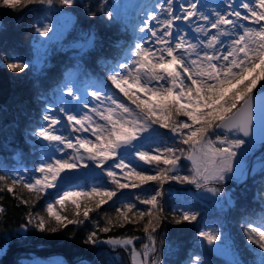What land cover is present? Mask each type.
Wrapping results in <instances>:
<instances>
[{
    "label": "snow or ice",
    "instance_id": "obj_1",
    "mask_svg": "<svg viewBox=\"0 0 264 264\" xmlns=\"http://www.w3.org/2000/svg\"><path fill=\"white\" fill-rule=\"evenodd\" d=\"M52 4L53 0H0V7L9 10ZM59 4L72 7L75 0ZM152 9L158 11H147L138 27L145 35L131 49L135 59L109 70L111 88L100 81L81 99L65 84L61 91L76 101L75 106L65 101L59 109L63 115L46 108V123L32 135L45 141L51 154L31 172L0 175V193L25 206L36 207L55 190V199L43 213L27 212L20 226L25 232L34 228L57 233L84 225L127 192L131 195L120 201L115 216L105 217L103 226L96 222L83 242L108 245L113 252L123 249L131 264H161L155 234L164 219L165 185H193L221 195L216 185L244 175L237 150L254 143L256 129L264 142V97L256 100V90H264V0H223L210 13L200 0H160ZM107 16L111 20L112 12ZM35 31L47 36L49 27ZM6 67L22 73L29 65L10 62ZM90 168L99 170L98 178L61 187L67 174ZM18 187L31 199L18 195ZM69 204L74 211L66 215ZM172 212L175 224L197 220L198 214L190 210ZM125 224H142L146 242L139 249L135 235L100 237ZM245 235L260 249L258 264H264V226L249 224ZM199 236L209 245L220 239L206 231Z\"/></svg>",
    "mask_w": 264,
    "mask_h": 264
},
{
    "label": "trees",
    "instance_id": "obj_2",
    "mask_svg": "<svg viewBox=\"0 0 264 264\" xmlns=\"http://www.w3.org/2000/svg\"><path fill=\"white\" fill-rule=\"evenodd\" d=\"M120 1L123 0H75L72 7H67L53 0L52 5H29L23 10L0 7V175L9 176L25 169L31 172L44 159L48 146L32 132L43 125V113L48 106L54 113L63 115L59 109L63 105L61 89L65 84L82 96L92 83L103 81L111 86L107 81L109 70L125 55L133 38L129 15L137 9L136 1L145 0H128L134 5L128 6L127 15L115 13L125 0ZM49 8L68 14L72 23L60 40L41 53L39 46L55 29ZM109 11L111 20L107 16ZM45 25L49 33L40 36L35 29ZM10 62H25L29 67L22 73H14L6 67ZM256 153L264 159L262 147ZM253 162L252 157L248 158L249 169ZM81 178L77 183L98 177L93 174L88 180ZM216 187L223 196L217 204L195 196L193 185L175 182L165 185L164 219L155 234L161 264H235L236 261L258 264L260 249L248 243L245 232L249 224L264 226V165L260 171H249L243 181L230 180ZM16 191L31 199L26 190L18 187ZM54 193L55 190H50L34 208L31 204L22 205L10 194L0 193V207L4 208L0 214V264H131L129 253L123 249L113 252L109 247L83 242L95 230V223L103 226L105 217H114L115 208L131 193L126 192L115 204L110 202L93 213L92 220L84 225L69 226L68 230L57 233H40L34 228L22 230L20 226L25 223L27 212L43 213L47 203L55 199ZM138 207L146 209L145 205ZM175 208L197 213V220L173 223ZM73 211L70 205L65 214L71 215ZM201 231L218 234L220 239L209 245L199 236ZM110 235H135L146 240L142 224H125L123 228H113L111 233H100L101 238ZM140 243H136L137 248ZM222 251L229 252V257ZM195 257H199L198 262Z\"/></svg>",
    "mask_w": 264,
    "mask_h": 264
},
{
    "label": "rangeland",
    "instance_id": "obj_3",
    "mask_svg": "<svg viewBox=\"0 0 264 264\" xmlns=\"http://www.w3.org/2000/svg\"><path fill=\"white\" fill-rule=\"evenodd\" d=\"M122 2L120 1V3H122ZM158 2H160V0H145L143 2L142 1H136V6H138V7L133 13H131L129 15L132 18L131 21H132V25H133V38H132V40L129 43L128 50L126 51L125 55L118 61V63H124V62H128L131 59H135V57L132 55L131 49H132V47H134V44L138 41V38L140 36L145 35L144 33H140L138 31V27L140 25V22L143 19H145V13L147 11H149V10L158 11V9H152V5L155 4V3H158ZM222 3H223V0H200V4L203 6V10L206 13H210L213 10L219 9V7H220V5ZM123 5H124V7H122ZM132 5H134V4L129 3L128 0H125L120 5V9L121 10L119 8H117V9H115V13L116 12H123L124 15H127L128 14V8L130 6H132ZM117 6H118V4H117ZM50 11H51V14L49 15V18L54 19V21H55V29L51 33L50 37L46 39V42L43 45L39 46V50H40L41 53H46L47 49H48V46L50 44L55 43L58 40H60L65 35V33L68 31V29L70 28L71 23H72V18L68 14L61 13L57 9H50ZM152 23H155V22H152ZM201 23H202V21H201ZM57 24H61V25H63V27H59V26H57ZM177 24H181V25H184L186 27V24L183 21H178ZM96 86H97V83L90 84L89 87H88V91L93 90V88H95ZM108 87L111 88V86H109V85H108ZM113 91H116V90L113 89ZM78 95L81 97V99H85L87 93L85 95H83V96L80 95V94H78ZM87 98L89 100L91 99L90 97H87ZM61 101H62V104L65 101H67L69 107H71L72 105L75 106V104H76V101L72 100L70 97H67L66 95H63V93H61ZM45 123L46 122L44 121L43 124H45ZM65 134H67V133H65ZM258 147L261 148L260 145H255V146L245 145V146H242V149L237 150L238 153L241 154L238 159H242L243 160L244 175L238 176L237 178L233 179L232 181H237V182L243 181L247 177V174H248L249 171H251V173H253V172H256V171H260L263 168L264 159H260L256 155L257 154L256 150H257ZM262 150H264V146L262 147ZM50 154L51 153L48 150V153L44 156V158L47 155H50ZM251 157L254 160V162L250 165L251 167L249 169L248 158H251ZM237 169L239 171V169H240V165L239 164H237ZM19 172H24V171H19ZM90 172L93 173L94 176L98 177L99 170H93L91 168L89 170H82L79 173L67 174L65 176V179H64L61 187H66V186H69V185L75 186L77 184V182L80 180L81 176H83L86 173H90ZM68 177H71L72 180H69ZM194 195L200 197V199H202V200L211 201V202H214L216 204L221 198H223L222 194L214 196L212 193H209V192H207L205 190H202V189L201 190L196 189ZM69 206H70V204L67 207L69 208ZM137 242H141L142 243V242H146V240L145 241L139 240ZM102 246L110 248V246H108V245H102ZM222 252H224V251H222ZM224 254H225L226 257H229V255H230L229 252L228 253L224 252Z\"/></svg>",
    "mask_w": 264,
    "mask_h": 264
},
{
    "label": "water",
    "instance_id": "obj_4",
    "mask_svg": "<svg viewBox=\"0 0 264 264\" xmlns=\"http://www.w3.org/2000/svg\"><path fill=\"white\" fill-rule=\"evenodd\" d=\"M262 97H264V90H261V91L256 93L257 103L260 102ZM255 145H260L261 147L264 146V142H262L260 140V131H259V129L254 130V143L251 144V146H255ZM92 176H93V173L90 172V173L84 174L82 176V178L88 180V179L92 178Z\"/></svg>",
    "mask_w": 264,
    "mask_h": 264
}]
</instances>
